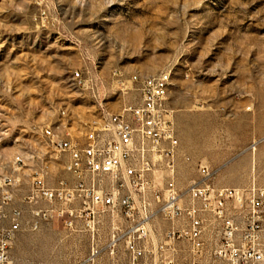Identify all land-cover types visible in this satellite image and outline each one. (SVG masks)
<instances>
[{
	"label": "rangeland",
	"instance_id": "374dc122",
	"mask_svg": "<svg viewBox=\"0 0 264 264\" xmlns=\"http://www.w3.org/2000/svg\"><path fill=\"white\" fill-rule=\"evenodd\" d=\"M77 71L87 85L73 80ZM163 72L178 185L198 179L202 162L218 186L254 178L264 188V0H0V173L35 154L25 181L46 164L56 184L67 175L42 132L82 137L104 111L139 103L132 78ZM111 222L101 216L103 243ZM90 240L81 224L56 221L20 233L12 261L85 264ZM117 260L125 264L123 249Z\"/></svg>",
	"mask_w": 264,
	"mask_h": 264
},
{
	"label": "built area",
	"instance_id": "2783aa9c",
	"mask_svg": "<svg viewBox=\"0 0 264 264\" xmlns=\"http://www.w3.org/2000/svg\"><path fill=\"white\" fill-rule=\"evenodd\" d=\"M73 77L89 82L78 71ZM131 83L140 100L125 115L104 111L82 137L60 127L42 132L67 177L50 184L41 164L26 182L35 154L0 173V264H13L20 233L56 221L91 231L85 264H120L121 249L125 264H264V188L254 178L245 187L218 186L202 162L198 179L180 187L169 74ZM104 214L112 216L105 243L98 235Z\"/></svg>",
	"mask_w": 264,
	"mask_h": 264
},
{
	"label": "bare ground",
	"instance_id": "6f19581e",
	"mask_svg": "<svg viewBox=\"0 0 264 264\" xmlns=\"http://www.w3.org/2000/svg\"><path fill=\"white\" fill-rule=\"evenodd\" d=\"M161 74H169V82H170V84H171V73H169V72H163V73H161ZM161 74H159V75H157V76H154V77H149V78H156V77H159ZM141 77H138V76H136V77H134L133 79H140ZM73 80H75V81H77V80H79V79H76V78H74L73 77ZM167 98H168V91H167ZM125 111H127V105H125L122 109H121V111L118 113V115H125ZM97 122V119L95 120V121H92V122H90V123H96ZM20 160H22V159H18V161H16V163H18V162H20ZM255 161H254V159H253V163H254ZM15 163V164H16Z\"/></svg>",
	"mask_w": 264,
	"mask_h": 264
}]
</instances>
